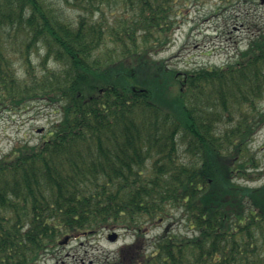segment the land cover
<instances>
[{
	"label": "trees",
	"instance_id": "1",
	"mask_svg": "<svg viewBox=\"0 0 264 264\" xmlns=\"http://www.w3.org/2000/svg\"><path fill=\"white\" fill-rule=\"evenodd\" d=\"M0 0V111L57 106L47 138L0 157V264L68 238L133 234L103 264H264V32L232 60L169 66L190 0ZM169 224L147 244L146 223Z\"/></svg>",
	"mask_w": 264,
	"mask_h": 264
},
{
	"label": "rangeland",
	"instance_id": "2",
	"mask_svg": "<svg viewBox=\"0 0 264 264\" xmlns=\"http://www.w3.org/2000/svg\"><path fill=\"white\" fill-rule=\"evenodd\" d=\"M71 19L75 12L60 0H54ZM162 51L153 54L169 66L198 68L219 66L232 60L237 51L264 32V4L260 0H190ZM264 108V102L261 104ZM59 119L56 105L45 102L31 103L18 110L0 111V157L22 143L35 144L47 138L52 124ZM40 129V131H39ZM251 151L264 169V126L252 142ZM264 177L251 185L261 184ZM169 224L173 231L191 233L185 219H167L155 225L146 223L144 241L150 244ZM116 231L118 238L111 241L107 234ZM134 236L123 229H104L96 234L68 238L58 249L42 258L38 264H103L113 257Z\"/></svg>",
	"mask_w": 264,
	"mask_h": 264
},
{
	"label": "water",
	"instance_id": "3",
	"mask_svg": "<svg viewBox=\"0 0 264 264\" xmlns=\"http://www.w3.org/2000/svg\"><path fill=\"white\" fill-rule=\"evenodd\" d=\"M262 3H264V0H261ZM118 237V234L116 232H111L107 235V238L111 241H115Z\"/></svg>",
	"mask_w": 264,
	"mask_h": 264
}]
</instances>
